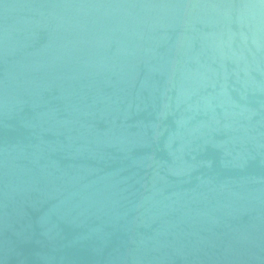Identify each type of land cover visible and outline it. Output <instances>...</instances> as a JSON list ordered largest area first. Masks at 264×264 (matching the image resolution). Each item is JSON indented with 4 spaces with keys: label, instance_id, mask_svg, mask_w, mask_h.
I'll return each instance as SVG.
<instances>
[{
    "label": "water",
    "instance_id": "obj_1",
    "mask_svg": "<svg viewBox=\"0 0 264 264\" xmlns=\"http://www.w3.org/2000/svg\"><path fill=\"white\" fill-rule=\"evenodd\" d=\"M0 264H264V0H0Z\"/></svg>",
    "mask_w": 264,
    "mask_h": 264
}]
</instances>
